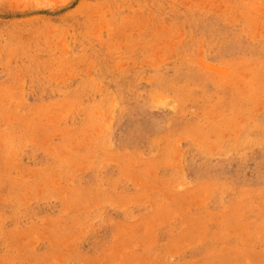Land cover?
<instances>
[{
	"label": "rangeland",
	"instance_id": "1",
	"mask_svg": "<svg viewBox=\"0 0 264 264\" xmlns=\"http://www.w3.org/2000/svg\"><path fill=\"white\" fill-rule=\"evenodd\" d=\"M0 264H264V0H0Z\"/></svg>",
	"mask_w": 264,
	"mask_h": 264
}]
</instances>
